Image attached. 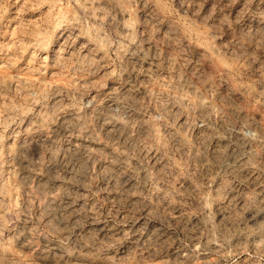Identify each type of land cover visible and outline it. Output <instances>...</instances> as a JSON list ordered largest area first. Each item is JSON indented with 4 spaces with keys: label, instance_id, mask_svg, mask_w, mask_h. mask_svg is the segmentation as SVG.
<instances>
[{
    "label": "rangeland",
    "instance_id": "374dc122",
    "mask_svg": "<svg viewBox=\"0 0 264 264\" xmlns=\"http://www.w3.org/2000/svg\"><path fill=\"white\" fill-rule=\"evenodd\" d=\"M0 264H264V0H0Z\"/></svg>",
    "mask_w": 264,
    "mask_h": 264
},
{
    "label": "bare ground",
    "instance_id": "6f19581e",
    "mask_svg": "<svg viewBox=\"0 0 264 264\" xmlns=\"http://www.w3.org/2000/svg\"><path fill=\"white\" fill-rule=\"evenodd\" d=\"M156 66V65H155ZM146 81H149L148 79L146 80ZM149 85V84H148ZM119 86V85H118ZM148 89V88H147ZM124 91V90H123ZM114 97V96H113ZM120 102V101H119ZM108 103V102H107ZM113 105V104H112ZM118 105V104H117ZM108 106V105H107ZM120 108V107H119ZM119 108H117V109H119ZM116 109V108H115ZM99 111H101V110H99ZM122 112H124V111H122ZM113 113V112H112ZM116 113V112H115ZM124 113H126V112H124ZM101 115V114H100ZM146 116V115H145ZM105 118V117H104ZM109 119V118H108ZM123 120V119H122ZM105 121V120H104ZM112 121V120H111ZM66 125V124H65ZM105 126V125H104ZM111 127H112V125H110ZM121 126V125H120ZM60 129H62V128H60ZM69 129V128H68ZM103 129V128H102ZM63 130H65V129H63ZM49 134V133H48ZM94 137V136H93ZM43 139V138H42ZM77 140V139H76ZM79 140H82V139H78V141ZM88 140V139H87ZM82 142V141H81ZM86 142V141H85ZM88 144V143H87ZM93 144V143H92ZM142 144V143H141ZM93 146V145H92ZM146 146V145H145ZM161 164V163H160ZM124 169V168H123ZM55 187V186H54ZM137 187V186H136ZM53 188V187H52ZM43 191V190H42ZM60 202V201H59ZM60 210V209H59ZM247 239V238H246ZM220 248V247H219ZM43 252V251H42ZM57 252V251H56ZM55 253V252H54ZM91 256V255H90ZM62 257V256H61Z\"/></svg>",
    "mask_w": 264,
    "mask_h": 264
}]
</instances>
